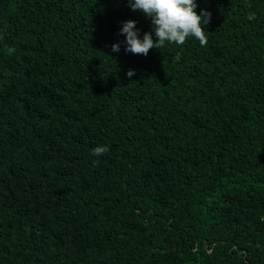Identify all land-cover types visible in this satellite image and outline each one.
<instances>
[{
  "label": "trees",
  "instance_id": "obj_1",
  "mask_svg": "<svg viewBox=\"0 0 264 264\" xmlns=\"http://www.w3.org/2000/svg\"><path fill=\"white\" fill-rule=\"evenodd\" d=\"M196 2L143 56L128 0H0V264H264V0Z\"/></svg>",
  "mask_w": 264,
  "mask_h": 264
},
{
  "label": "clouds",
  "instance_id": "obj_2",
  "mask_svg": "<svg viewBox=\"0 0 264 264\" xmlns=\"http://www.w3.org/2000/svg\"><path fill=\"white\" fill-rule=\"evenodd\" d=\"M128 5L132 11H140L151 21V32L144 33L143 39L139 38V30L136 22L128 20L123 22L120 34L126 37L125 51L134 55L147 56L152 49H161L166 44L183 46L189 38L199 41L201 47L208 44V32L205 27L211 22V13L202 10L199 14L196 0H128ZM248 20H255V14H249ZM113 52L120 51V44L112 46ZM15 51L9 48V54ZM178 53L174 59L180 60ZM133 70H129L127 76L134 75ZM108 145H101L93 148L91 154L101 157L109 152ZM99 159L94 160L93 164H99Z\"/></svg>",
  "mask_w": 264,
  "mask_h": 264
}]
</instances>
